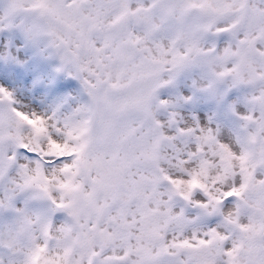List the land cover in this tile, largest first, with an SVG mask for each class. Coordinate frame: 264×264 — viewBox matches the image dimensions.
<instances>
[{"label":"snow or ice","instance_id":"snow-or-ice-1","mask_svg":"<svg viewBox=\"0 0 264 264\" xmlns=\"http://www.w3.org/2000/svg\"><path fill=\"white\" fill-rule=\"evenodd\" d=\"M0 264H264V0H0Z\"/></svg>","mask_w":264,"mask_h":264}]
</instances>
